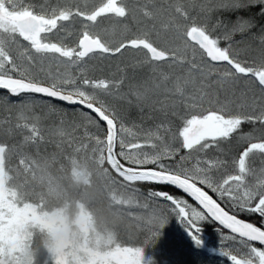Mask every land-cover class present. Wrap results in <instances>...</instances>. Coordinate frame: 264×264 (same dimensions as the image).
I'll list each match as a JSON object with an SVG mask.
<instances>
[{"label": "rangeland", "instance_id": "rangeland-1", "mask_svg": "<svg viewBox=\"0 0 264 264\" xmlns=\"http://www.w3.org/2000/svg\"><path fill=\"white\" fill-rule=\"evenodd\" d=\"M36 1L34 6L41 0ZM66 1L68 7H87L75 18L70 10L60 11L52 20L35 14L47 21L36 42L57 45L69 53L60 51L54 56L50 48L46 50L54 56L46 69L51 80L69 87L75 96L94 98L93 103L103 98V104L108 105L110 99L105 97H110L130 99L136 110L141 106L140 118L132 123L119 115L116 140L123 155L137 157V165L150 161L162 166V159L170 162L166 165L170 172L207 192H216L228 205L243 207L251 202L264 183V105L259 103L264 95L250 92L257 90H251L248 82H256L250 77L257 78V72L264 70L257 68L264 58H257L259 48H254V43L244 44V34L257 23L245 17L230 18L223 12L264 0H95L99 2L96 6L94 0ZM28 14L34 13L24 11L21 16ZM12 15L0 14V40L19 31ZM196 30L201 42L194 37ZM85 34L101 43L90 59L77 53ZM24 45L0 44V62L20 65L35 58L43 60L42 52L34 56L35 44ZM36 78L39 76L28 79ZM243 89L250 90L228 110L232 94ZM81 110H73L72 116L79 120L69 119L76 121L60 125L64 127L59 121L68 118L59 110L52 114L60 132L52 152L51 211L39 202H18L0 146V264H32L37 249L42 264H184L186 259L189 264H199L200 258L189 253L198 252L195 246L205 243L186 224L199 231L195 220L200 212L175 194L154 192L151 197L149 190L150 195H143L147 191L98 169L101 144L98 155L92 154V144L98 143L102 130ZM239 118L258 122L228 139L234 143L231 145L225 138L236 132ZM73 135L79 136L76 142ZM73 191L76 199L70 200L66 194ZM54 196L64 198L53 201ZM189 211L193 218L186 217ZM112 222L119 225L117 229L108 224ZM151 224L144 232L145 242H125L132 239L131 225L143 234ZM152 237L162 239L150 240ZM148 240L162 250L155 251L152 244L147 248ZM164 240L170 245L169 255ZM244 257L226 256L235 264H264L263 250Z\"/></svg>", "mask_w": 264, "mask_h": 264}, {"label": "trees", "instance_id": "trees-1", "mask_svg": "<svg viewBox=\"0 0 264 264\" xmlns=\"http://www.w3.org/2000/svg\"><path fill=\"white\" fill-rule=\"evenodd\" d=\"M83 1L85 3L87 2L86 0ZM36 2H37L36 0H0L1 17H4V14L7 15L8 17V14H13L18 12L23 13L24 11H29L37 15L38 14L45 15L46 17H49L52 20V19H56V17L54 16H56L57 13L60 15V11L71 10L72 13L70 14V16H73L75 18V15L78 12L81 13L84 10V8L87 7V6L84 7L76 6L72 3H71L72 5L68 7L66 0H41L39 3H37V6H34V3ZM249 2L240 4L243 7L235 11L232 12L225 11L223 12V14L230 18L237 16L240 17L238 19H242L245 17V19H248V21L253 19L257 23V27H255L252 30L250 29L247 33L244 34L245 35L244 44L254 43V48H259L256 51L257 54L259 55L257 56V58L258 59L264 58L262 49H260V47L264 49V44H262L264 43V2L252 6L248 4ZM98 3L99 2L95 0L92 1L93 6H96ZM40 8H44V9H40ZM251 36L255 37V39L252 38L253 42L250 41ZM260 40L262 43L259 42ZM0 44H12L13 48L16 46V44H20V48H24L25 47L24 44H33V43L29 41L27 38L21 36V34L18 33L17 31H15L11 35H7L2 40H0ZM257 45L259 47H256ZM52 47L55 48V45H52ZM53 48H52V52L54 56L57 55L60 51H62L65 55L69 54L68 51L60 49L58 46H57L58 50L56 51H54ZM249 49L253 51V48H249ZM41 52L43 53V57H44L43 60L39 58H35L34 61L31 59L28 63H22L20 65L19 64L13 65L8 62L7 63L0 62V74L16 76L26 79L30 78V76L35 78L38 75L39 78H36V80H32V81H38L52 85V83H54L53 80L55 78L51 80L49 74L46 73V69L49 64H52V57L54 56H52V53H50V51L40 50V49H35L34 56H38L39 54H41ZM93 53L86 55L85 57L89 59L91 57H95V54ZM257 68L263 69L264 62L262 63L261 67L257 66ZM251 80H256V82L255 83L248 82V86L251 88V90H257L258 92L257 91H250V92L257 95H264V86L261 85L262 83L260 82L261 83L260 84L257 81V78L255 77H250V81ZM54 84L56 87H60L61 89L68 91L67 89L69 87L56 85V83ZM248 90L250 89L247 90L243 89L240 93L232 94V99L230 101V103L232 102V106L228 108V110L234 109V105L241 100V97L244 94H247ZM71 92L77 93L76 91H72V90ZM105 98L110 99V101H108V105L103 104V98H101L100 101L97 100L94 101V103L99 107H101L108 115L112 116L116 120L117 126H119L118 121L120 114L125 116L123 118L125 119L126 123H132L140 118L139 117L140 114L139 115L137 114L141 113V106L137 107L136 110V108L132 105L133 103L131 102L130 99L124 100L122 98L121 99L118 98L111 99L110 97H105ZM259 98L262 99L260 100L259 103L261 105H264V97H259ZM91 100H94V98H90L89 101ZM67 107H64L59 110L65 118H68L63 121H59V126L73 123L76 121L69 119H77L72 116V112L73 110L79 108H70V107L67 108ZM56 111H58V109L54 107V105L52 104V100H49L42 96H37L34 94H20L17 96H12L6 92L0 91V146L2 147L3 150V155H4L3 157L7 165V171L11 174L9 178V182H10L9 185L13 184L15 186L17 190V197L19 203H25L24 201L39 202L40 205H45L47 211L52 210V152L56 148L54 144L56 140L55 136L57 135L58 132H60L56 130L55 127L57 126H55L54 122H52V114L56 115V113H54ZM81 111L82 114L86 116L87 120L89 119L90 123L95 122V124H97V126L100 127L102 130L101 133L97 136V138L99 139L98 143L92 144L93 155H98L97 146L99 147V144H101L100 147L101 160L98 169L100 170L106 169V171L109 173L110 176H112L114 179L118 180L119 182L123 183L124 181L121 180L110 170V168L108 167L105 161L104 149H105L106 129L104 124H102L94 115L86 112L85 110H81ZM239 119L240 122L237 125L238 127L234 128V130L237 129L236 132L230 134L227 138H225L227 141L228 139L233 138L237 132H241L246 126L252 128L253 124L258 122V120L248 121L245 118H239ZM121 122H123V120ZM91 125L95 126L93 124ZM75 135H77V133ZM75 135L72 136L74 142H76L79 138V136L76 137ZM228 142L231 143V145L234 144L232 141H228ZM224 146L228 147L226 146V144ZM122 150L123 149H121L119 143L117 142L116 154L124 164L131 166H152L154 168L162 169V170L169 169L166 165L170 164V162L164 161L162 159H160V161L164 163L163 164L164 166L163 165L160 166L150 161L148 163H142L141 165H137L134 162V159H137V157L134 156L133 154L123 155L121 153ZM1 156L2 154H0V158ZM171 164L174 163L172 162ZM20 168L23 169L24 171L19 172ZM230 169H232V167H230L227 171L230 172L231 171ZM93 173L94 171L92 172V175ZM125 183L134 185L135 187L140 188L142 191H147V192H143L142 193L143 195L149 194L150 193L149 190H151L152 191L151 197H154V192H164L170 195L175 194L177 195L176 197L183 199L184 202L187 204V206L189 205L191 208L197 209L200 212L199 216L195 220V226L198 229H200L199 231H195L192 225L186 224V228L189 229L191 233H195L196 236L201 237L205 243L204 246H199V245L195 246L198 252L189 253L192 256L200 258V263L198 262L199 264L202 263L235 264L227 260L226 256L234 258L236 260H241L246 252H248L247 254H251L253 250L264 251V246L247 241L221 228L218 224H216L213 220H211L209 216L203 210H201L195 203H193L187 196H185L183 193L179 192L178 190L172 187L155 182L135 181V182H125ZM82 184L84 185V183ZM79 186H81V184H79ZM41 189H45V190H41ZM78 191L79 190H77L76 193H78ZM208 191L214 196V198L219 203L225 206L224 207L225 209L247 220L254 226L264 230V200L263 202L260 201L261 198H264V195H262L264 193V183L258 187V190H256L258 194H256L253 197V199L251 198L252 199L251 202L243 204V207H235L233 205H228L226 203L227 200L225 202L224 199L219 198L216 192L210 190ZM74 193L75 191L71 193H67L66 197L69 199L71 198L70 200L76 199ZM63 198L64 197L57 198L54 196L53 201H60ZM150 202L155 203L157 202V199H150ZM186 209H188V207H186ZM192 216L193 214L190 211L188 215H186V217H192ZM144 223H146V221ZM154 223H152L153 226ZM108 224L112 226V228H116V229L119 226L115 222ZM152 224L149 225L147 228L146 227L144 228L143 234L138 233L135 230L134 225H131L132 239H128L125 242L128 243H132V242L140 243L141 241L145 242L144 236L146 234L144 232H147L149 230V227L152 226ZM176 227L178 226L176 225ZM133 232L137 236H135ZM185 232L188 231H184V233ZM152 239L155 241V240H160L162 238L152 237L150 240ZM146 242L148 248L149 247L148 244H152V243L149 240ZM164 242L167 245L166 255H169L170 245L165 240ZM152 246L153 248H155V251L162 250L161 246L158 247L155 244H152ZM247 254L244 257V259L247 257ZM190 260L192 259L190 258ZM183 263L189 264V260L186 259L185 261H183Z\"/></svg>", "mask_w": 264, "mask_h": 264}, {"label": "water", "instance_id": "water-1", "mask_svg": "<svg viewBox=\"0 0 264 264\" xmlns=\"http://www.w3.org/2000/svg\"><path fill=\"white\" fill-rule=\"evenodd\" d=\"M31 38L42 19L37 20L34 16L28 15L22 18L12 17ZM194 36L199 41L201 38L197 31ZM82 52L87 53L96 47V40L85 35L80 40ZM40 48L46 45H38ZM90 47V48H89ZM257 77L264 84V71H258ZM0 91L11 95L34 94L57 100L69 107H79L93 114L105 125V160L111 171L125 182L146 181L156 182L170 186L195 202L214 222L228 232L240 236L248 241L264 245V230H261L247 220L227 211L215 198L198 184L179 174L160 170L154 167H138L124 164L116 155L117 123L115 119L108 116L99 106L93 102L82 99L67 91L53 87L52 85L30 81L21 77L7 76L0 74Z\"/></svg>", "mask_w": 264, "mask_h": 264}, {"label": "bare ground", "instance_id": "bare-ground-1", "mask_svg": "<svg viewBox=\"0 0 264 264\" xmlns=\"http://www.w3.org/2000/svg\"><path fill=\"white\" fill-rule=\"evenodd\" d=\"M70 12V14L72 13V11L70 10L69 11ZM252 29H254V28H251V30ZM197 31V30H196ZM198 32V31H197ZM194 33V32H193ZM199 33V32H198ZM244 39V38H243ZM239 40V39H238ZM238 40H236L237 41V43L238 44H242V42H243V40H240V41H238ZM245 40V39H244ZM100 42H98V44H99ZM79 44L80 43H78V48H79V51H77V53L79 54V55H81V52H80V47H79ZM101 44V43H100ZM240 46H243V45H240ZM101 47L99 46V48L98 49H100ZM97 51V50H96ZM95 51V52H96ZM77 54V55H78ZM258 78V77H257ZM56 88V87H55ZM58 89H61V88H58ZM61 90H63V89H61ZM65 91V90H64ZM68 92V91H67ZM70 93V92H69ZM83 99V98H82ZM85 100V99H84ZM87 101H89V100H87ZM52 104L54 105V107L55 108H57L58 110H60V109H62V108H64V107H67L65 104H63V103H61V102H59V101H57V100H54V99H52ZM68 108V107H67ZM62 127H64V126H62ZM162 170V169H161ZM156 183V182H155ZM170 187V186H169ZM180 192V191H179ZM190 199V198H189ZM191 200V199H190ZM192 201V200H191ZM193 202V201H192ZM218 202V201H217ZM193 203H195V202H193ZM219 203V202H218ZM196 204V203H195ZM223 208L225 207V206H223L221 203H219ZM197 205V204H196ZM198 206V205H197ZM199 207V206H198ZM200 208V207H199ZM201 209V208H200ZM202 210V209H201ZM262 246H264V245H262Z\"/></svg>", "mask_w": 264, "mask_h": 264}, {"label": "flooded vegetation", "instance_id": "flooded-vegetation-1", "mask_svg": "<svg viewBox=\"0 0 264 264\" xmlns=\"http://www.w3.org/2000/svg\"><path fill=\"white\" fill-rule=\"evenodd\" d=\"M41 242H37V245L41 246ZM42 254H40L39 249H37V253L35 254V258L32 264H42Z\"/></svg>", "mask_w": 264, "mask_h": 264}]
</instances>
